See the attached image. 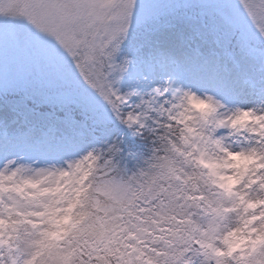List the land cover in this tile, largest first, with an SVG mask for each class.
I'll use <instances>...</instances> for the list:
<instances>
[{
  "label": "snow or ice",
  "instance_id": "obj_1",
  "mask_svg": "<svg viewBox=\"0 0 264 264\" xmlns=\"http://www.w3.org/2000/svg\"><path fill=\"white\" fill-rule=\"evenodd\" d=\"M0 264H264V0H0Z\"/></svg>",
  "mask_w": 264,
  "mask_h": 264
}]
</instances>
